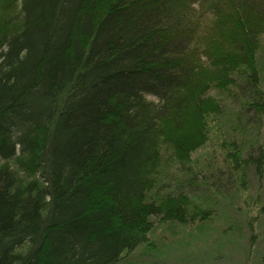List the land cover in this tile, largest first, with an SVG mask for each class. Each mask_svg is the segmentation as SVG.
<instances>
[{
	"label": "trees",
	"instance_id": "trees-1",
	"mask_svg": "<svg viewBox=\"0 0 264 264\" xmlns=\"http://www.w3.org/2000/svg\"><path fill=\"white\" fill-rule=\"evenodd\" d=\"M250 173L264 0H0V264H118Z\"/></svg>",
	"mask_w": 264,
	"mask_h": 264
},
{
	"label": "rangeland",
	"instance_id": "rangeland-1",
	"mask_svg": "<svg viewBox=\"0 0 264 264\" xmlns=\"http://www.w3.org/2000/svg\"><path fill=\"white\" fill-rule=\"evenodd\" d=\"M250 173L246 192L216 199L208 222L155 223L149 243L118 264H263L264 176Z\"/></svg>",
	"mask_w": 264,
	"mask_h": 264
}]
</instances>
